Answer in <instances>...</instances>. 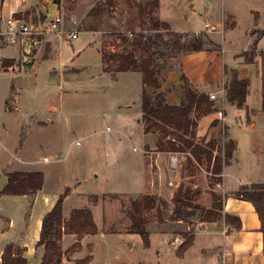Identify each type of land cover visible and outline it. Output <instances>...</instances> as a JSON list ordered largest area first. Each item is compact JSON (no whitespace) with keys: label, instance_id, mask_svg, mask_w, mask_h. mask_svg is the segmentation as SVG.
I'll return each mask as SVG.
<instances>
[{"label":"rangeland","instance_id":"1","mask_svg":"<svg viewBox=\"0 0 264 264\" xmlns=\"http://www.w3.org/2000/svg\"><path fill=\"white\" fill-rule=\"evenodd\" d=\"M90 1L91 3L87 0H61L60 13L67 24L77 21L80 30L90 32L83 33L76 41L64 43L67 51L65 65L68 69L77 70L73 72L72 81L63 80L60 77V65L50 61L45 67L38 68L36 76L27 75L23 81L17 83L14 80L10 83L15 87L6 102V112L10 111L12 116L18 117L8 120L3 116L0 121V192L7 184L4 175L9 171H40L45 175L46 182L42 191L34 195L0 197V251L3 250V241L9 240L12 235L11 230L9 231L12 221L19 226L33 213L35 223L56 199L63 197L64 221L70 219L74 210H89L92 212L97 232L91 235H75L63 231L62 264H213L217 259V247L220 250L228 247L229 237L224 239L222 235L201 233L193 245L192 258L186 263V260L174 253L165 234L177 233L184 243L192 242L198 233L196 226L201 220L199 214L187 218L184 228L179 229L175 226L178 220L173 216V201H169L168 195L159 196L150 185L144 188L143 153L134 151L135 148H145L144 154L149 151L142 131V125L145 131L142 74L127 72L113 77L115 75L102 70L99 50L102 54L103 51L122 52L128 46L123 42V37L130 35V32L134 35L155 33L149 12H140V4L144 5L153 0H115L116 7L107 8L93 23L87 18L91 10L90 4L94 7L105 0ZM176 3V8L172 10L173 20L169 21L172 29L177 32L189 29L192 22L195 32L182 33L187 38L207 35L211 39L213 36L217 44L223 46L212 52L215 54H207L205 61L191 66L190 74L193 76L190 77L193 83L203 81L195 84L199 90L210 91L213 82L219 83L221 78L214 77L217 69H220L222 56L227 65L231 61L236 65L242 61L241 57H234L237 48L246 46L244 49L247 50L241 53L247 65L245 67L256 65V69L252 68L246 103L255 126L252 127L253 123L246 124L245 110L230 109L227 110V126L219 125L220 136L207 143L197 138V142L203 146L212 142L214 156L221 154L224 158V148L230 142V128L232 138L239 139L240 159L242 157L244 168L240 179L246 181L245 179L251 177L255 181L253 183H264V142L254 162L247 158L251 151V142H255L257 138L255 132H264L261 83V75L264 76V40L258 46L255 44L264 39V15L261 16L258 27L249 31L250 20L253 19L250 8L257 7L262 11L264 0H177ZM223 12L236 21V26L229 32L227 28L232 20L220 24L223 26L225 38L216 33L204 32V24L207 21L212 23L213 16L214 19H221ZM27 15L28 21L33 20L34 10H28ZM153 17L163 20L159 9L155 10ZM160 32L165 40H170L168 32ZM12 48L11 55H15L16 51L13 50L16 47ZM156 50L167 52L165 57H155L154 64L161 72L159 77L162 88L170 86L167 88L173 90L169 95L170 101L176 102L183 88L181 80L178 79L181 76L183 54L174 53L165 42L161 47L156 46ZM194 65H197L196 68ZM236 72L243 78L242 70ZM228 73L224 86L231 79L232 72ZM3 78L11 82L12 75H2L0 79ZM149 94L154 95L155 90L150 88ZM221 108L225 109L224 104H217V112L211 115L218 118ZM236 118L241 121L240 125L233 123ZM48 119L53 120V128L49 132L35 130L38 126L44 127ZM159 139L162 137L158 133L155 135L156 145ZM166 142L168 141L165 139V144ZM33 147H36L33 149L36 150L34 153L31 150ZM27 148L29 152H26ZM165 148L168 146L165 145ZM3 164L7 167H2ZM186 164L189 170L186 174H191L192 177L185 179L183 186L192 188L197 185L193 189L201 192L199 199L192 205L202 208L209 206L213 201V193L224 198L223 192L214 191L218 189L219 177L213 173L212 166H208L207 162L198 165L195 160L192 161V166ZM145 195L155 196L161 202L159 211L153 210L147 214L149 244H145L143 238L136 233L133 217L134 203ZM42 203L47 204V209L43 208ZM145 215L143 212L141 217ZM35 225L38 226V223ZM22 226L24 224L19 227ZM19 230L20 228L16 233L17 238L23 236ZM160 231L164 233H159ZM34 238L35 236L33 240ZM200 246L204 247L205 252ZM43 250L41 249L42 252ZM26 256L29 257L28 264H37L35 255ZM229 259L233 263L232 256Z\"/></svg>","mask_w":264,"mask_h":264},{"label":"trees","instance_id":"2","mask_svg":"<svg viewBox=\"0 0 264 264\" xmlns=\"http://www.w3.org/2000/svg\"><path fill=\"white\" fill-rule=\"evenodd\" d=\"M58 6L61 0H52ZM4 0H0V15L2 12ZM159 0H153L146 4H140V12L148 11L150 21L152 22L153 34H138L123 37V42L128 46L122 52L112 51L107 53L103 51L102 61L105 66V72L112 75L127 72H140L143 77V94H142V114L145 121V133H158L162 139H159L156 145L160 152L187 153L191 157L181 164L189 163L195 160L198 165L207 162L212 166L215 175H221L226 166H229L236 149L235 142L230 141L224 148V158L221 154L214 156L212 151L213 143L207 146L197 142V129L200 121L215 112L217 104L210 99V94L198 91L185 77L181 75L183 84L181 102L178 105L168 103V97L171 94L170 89L161 90L160 77L161 72L155 68V57L167 56L166 50H156V46L161 47L164 42L176 54L183 56L191 53L202 51H214L219 49L217 44L207 35L196 38H187L184 34L174 32L168 23L155 19L153 14L159 9ZM115 0H105L100 5L94 6L88 13V17L93 21L101 17L107 8H115ZM15 18L21 19V14H16ZM36 21V20H34ZM161 30L170 34V40H165ZM257 45V42H255ZM166 47V46H165ZM221 48V47H220ZM244 57V55H240ZM158 61V60H157ZM251 63V62H250ZM240 73L234 71L231 79L226 84V97L230 105L237 109H243L247 103V97L250 86L249 78H241ZM264 84V81H263ZM155 90V94H149V89ZM264 109V101H263ZM165 139L166 144H165ZM165 145L168 148H165ZM188 166H186V169ZM190 169V168H189ZM189 171V170H188ZM7 175V184L0 192L2 196H28L34 195L44 187V174L40 171L29 173L11 172ZM200 193L191 188L179 186L173 197V216L176 220L191 218L197 213L202 222L224 221L227 225L240 229L242 222L239 218L223 213V201L221 196L212 194V206L202 208L192 205L197 200ZM234 196L238 199L251 203L261 222L260 231L263 234V257H264V184H252L244 187ZM161 202L155 196L145 195L140 201L134 203L133 214L136 233L140 235L145 244H149V233L147 231V214L153 210L159 211ZM64 198L60 197L55 206L48 212L43 220L40 231V238L37 243L38 247L44 249L40 264H62L63 251L61 245V236L63 231L69 234H95L97 226L94 222L92 212L89 210H74L68 221L63 218ZM145 212V216L141 214ZM140 214V215H139ZM139 215V216H138ZM2 264H28L25 257V249L14 244L6 246L1 256Z\"/></svg>","mask_w":264,"mask_h":264},{"label":"crops","instance_id":"3","mask_svg":"<svg viewBox=\"0 0 264 264\" xmlns=\"http://www.w3.org/2000/svg\"><path fill=\"white\" fill-rule=\"evenodd\" d=\"M87 1L91 3L90 0H87ZM176 2L177 0H160L159 10H160V16L163 19L161 21L168 23L170 27H171V24L169 21L173 20L172 10L176 8V5H177ZM90 6L92 9L93 6L91 4ZM256 8L255 9L250 8L251 14H253V19L250 20L249 31L258 27V25L261 22V16L263 17L264 15V9L260 11L258 8L257 9ZM30 9L34 10V19L33 20L30 19L31 21L37 20L39 18H45L46 16H53L57 14L58 12L60 13V6L55 4L52 0H4L2 12L0 15L1 30H4L6 20L11 17H15L16 14H21L22 15L21 19H23L24 21L31 22L30 20L28 21V15H27V11ZM221 16H222L221 19H214L215 17L213 16L212 23L223 25L225 22H227V20L229 19L232 20L230 27L227 28V32H229L230 29L236 26L235 18H233L232 16H226L224 12L221 13ZM87 18L90 23L94 22L88 16ZM257 20H259V23L257 22ZM192 25L193 23L191 22L188 26L189 29H185V30L183 29L178 32L179 33H190V32L194 33L195 26L192 27ZM171 30L174 32H177L174 29H172V27H171ZM86 33H90V32H86ZM224 38L225 36L223 37V39ZM211 39L217 44L213 36L211 37ZM262 40L264 39L257 41V46L258 44H260V41ZM65 42L67 41H62L54 35H50V36H47L46 38H43L34 48V60L32 64L28 67L27 70L21 71L15 67L16 61L18 60L19 55H20V48L16 45L14 46V45L9 44L5 40V38L3 39V37H0V70H1L0 78L2 75L4 76L12 75V79H13V80L10 79L11 82L9 81L7 82L5 78L0 79V121L4 117L8 118V120H12L13 118L15 119L16 117H18V116L16 117L12 116L13 114L10 111L6 112V105H7L6 102L11 97V94L15 87V85H11L10 83H12L14 80H16L18 83L20 81L25 80V77L27 75L36 76L38 72V68L40 66L45 67L50 61L51 62L53 61L55 64H59L60 67L62 68L60 70L62 73L60 77L63 80L72 81L73 72H76L77 70L68 69V66L65 65V55L67 54V51L65 50L66 48L64 45ZM217 45L220 46L221 48L223 47L221 44L220 45L217 44ZM12 47H16L15 50H13V51H16L15 55H11L12 54L11 49H14ZM244 48H246V46ZM244 48L242 49L237 48L234 52L235 53L234 57H241L240 56L241 53L247 50ZM6 51H11V52L4 53ZM212 52L213 51H202V52L191 53V54H187L183 56L182 61H181V74H180V75L182 74L185 75V77L189 80V82L198 91L206 92L210 95L218 94L220 90L224 87L225 79L229 75L228 72L240 71L242 70V68L247 66L246 62L244 61V57H241L242 61L238 65L234 64L233 61H231L230 65H227L224 61V57L222 56V63H221V66L219 67L220 69H217L215 73V77H214V78H218V77L221 78L219 83H217V81L213 82L211 85L210 91L199 90L195 84H199L200 82L202 83L203 81H200V82L195 81L193 83V80L190 77V75L193 76L192 74H190V68L194 63L205 61V59L207 58L206 57L207 54H215V52L214 53ZM221 53L223 52L221 51ZM99 56L101 60L102 70L104 71L105 66L102 61V52L100 50H99ZM196 66L197 65H194V68H196ZM248 66L250 69V74L248 78L250 79V83H251L252 68L254 67L256 69V65H248ZM120 74H124V73H120ZM257 74L259 76V73ZM55 75L57 76L58 74H55ZM116 76H113V77H116ZM180 78L181 76L178 79L181 80ZM261 79H262L261 83L263 87L262 97L264 101V84H263L264 76L261 75ZM169 87L170 86H166L162 89L165 90ZM249 91H250V86H249ZM171 93H173V90ZM248 95H249V92H248ZM181 97H182V93H180V96H177L176 102L170 101V98L168 97V103L171 105H178L181 102ZM216 104L222 105L220 101H216ZM224 106H225V111H226L227 116H228L227 110L237 109L235 106L230 105L227 102V100H225ZM53 110H56V109L53 108ZM238 110L246 111L247 113L246 124L253 123L251 120V116H250L251 112L247 104L245 105L243 109H238ZM262 110L264 113V109ZM7 115H10V116H7ZM209 116L204 117L200 121L198 125V129H197V138L200 140H204V142L206 143L208 141H211L212 138L214 139L220 136V127H219L220 124H219L218 118L216 117V115L214 116L209 115ZM236 119H239V118H236ZM40 121L41 120H39V122ZM52 123H53V120L48 119V123H45L44 127L38 126L37 128H35V130L40 131L41 133H47V131L49 132L53 128ZM240 123L241 121L239 120L238 124L240 125ZM254 126L255 125L253 123L252 127ZM0 131H1V127H0ZM142 131H143V137L145 139V146L146 145L149 146V151L146 152L147 155L143 154L144 161H145V165L143 166V176L145 179L144 188L150 185L151 188H153V191H156L157 193H159L158 194L159 196L168 195L169 201L171 202L173 200V197L178 187L181 185H184L183 184L184 180L190 179L192 176H190L191 174H186L188 173V170L186 169L187 164H182L180 168H177L176 170H173V171L169 170L168 169L170 165L169 156L157 150V147L155 144L156 143L155 135L146 134L144 131V125H142ZM9 132H11V129ZM255 135L257 136L256 141L251 142V148H250L251 151L247 156L250 162H254L257 156L256 154L259 152V148H261L264 142V132L256 131ZM0 136L2 137V134H0ZM228 138L230 139V141L235 142L236 149L234 151L233 158L231 160L230 165L226 166L223 170L224 176L219 177L218 179V182L221 183V188L214 190V191L216 193L223 192L225 194L224 201H223L224 215H230V216L239 218L242 222V226L240 229H237L233 226L226 225L224 220L218 221V222H211V223L202 222L201 220H199L197 222L196 228L198 229L197 231L203 229V232H201L202 234L198 232L196 237L192 239V242L187 241L186 243H184V240L181 237H179L177 233L165 234L166 236H168V239L170 240V245L173 247L174 253L178 255L180 258H182V260H186V263H188V259L192 258V249H193V245L195 243L197 236H199L200 234L201 235L212 234V235L219 236V235H222L221 232L224 229H227L228 234L225 237L223 236V238L225 239L229 237L227 238L229 240L228 247H223L222 250L226 249V251L229 252L230 257L232 256L233 264H264L263 234L260 231L261 222H260L259 216L254 206L251 203L238 199L234 196L235 193L239 192L244 187H249L252 184H264V183H253L255 181L253 179L251 180V177L250 178L248 177V179H245L246 181H242V179H240L242 177V172L244 168L241 163L242 157L240 159V151L238 147L239 139L232 138L230 128H228ZM0 146H1V142H0ZM41 146L42 144L39 145V147ZM36 147L31 148V150H33ZM143 150L145 151V148ZM29 151H30L29 148H27L26 152H29ZM34 152H36V150H33V153ZM5 166L3 164L2 167H5ZM0 173L2 172L0 171ZM8 173H11V172L9 171ZM4 174L5 173H3V175ZM6 174L4 176H6L5 178L7 182L8 178ZM169 180L174 181V183L176 184L174 188L168 186L167 183ZM194 187H197V185H193L191 189L194 190L193 189ZM198 192L200 193V196H201V192L200 191ZM58 200L59 198L56 199L53 205L50 206L48 209H47V204L42 203L43 208H46L47 210H46V213L44 212L45 214H43L40 218H37L36 222L34 221L35 223H38V226H36L37 224L35 225V223H33V213L30 214L28 220L26 219V221L22 223L24 224V227L23 226L19 227L22 224H19L18 226L17 222L15 223V221H12V224H10L9 226V231L11 230L12 235L9 240L3 241L4 242L3 250L0 251V263H1L2 253L5 250L6 246L9 244H14V245L17 244L20 247L25 249V257L28 259V262H29V257H27L26 255L33 254L35 255L36 261H38L37 264H40L44 250L42 247H38L37 243L40 238L42 220L44 216L52 210V208L55 206ZM211 206L212 204L204 208L209 209ZM185 220L186 219L178 220L177 222H175V226L179 229L184 228ZM18 228H20L23 234L21 238L16 237ZM159 233H164V232L160 231ZM33 236H35L34 238L35 240H33ZM200 248H203L202 250L205 252L203 246H200ZM41 249L43 250V252L41 251ZM222 250H220L219 247H217V255H216L217 259H216V262H214L213 264H220L219 255Z\"/></svg>","mask_w":264,"mask_h":264},{"label":"built area","instance_id":"4","mask_svg":"<svg viewBox=\"0 0 264 264\" xmlns=\"http://www.w3.org/2000/svg\"><path fill=\"white\" fill-rule=\"evenodd\" d=\"M70 26V27H69ZM205 31L207 33H216L222 36L225 35L223 26L220 24H214L211 22H206L204 24ZM86 32H83L79 29L78 22L73 21L72 24L68 25L65 17L62 13H57L53 16H46L45 18H39L36 21L26 22L23 19H17L11 17L6 20L4 30L0 28V37L5 38V40L11 44L16 45L20 48V55L16 61L15 67L21 71H25L32 64L34 60V48L36 45L47 36L54 35L58 39L67 42H73L79 39V37ZM132 36V34H130ZM225 50L223 49V52ZM219 95V96H218ZM226 89L225 86L220 90L218 94H211L210 99L212 101H220L222 105L226 100ZM220 105V106H222ZM219 113V124L222 127L227 126L229 120L226 111L224 108L220 109ZM233 123H239V119L233 120ZM134 151L145 153L144 150L135 148ZM169 156V170H176L181 166V163L186 160V157H191L187 153H172V152H163ZM180 165V166H179ZM224 174L218 175V177H223ZM168 185L170 187H175V183L172 180H169ZM217 188H221V183L217 182ZM198 232H203V229ZM222 236L228 234V230L224 229L221 232ZM230 254L226 249L222 250V253L219 255L220 264H233L230 261Z\"/></svg>","mask_w":264,"mask_h":264},{"label":"water","instance_id":"5","mask_svg":"<svg viewBox=\"0 0 264 264\" xmlns=\"http://www.w3.org/2000/svg\"><path fill=\"white\" fill-rule=\"evenodd\" d=\"M242 71H243L242 77L243 78H248L249 77V74H250V69L248 67H244V68H242Z\"/></svg>","mask_w":264,"mask_h":264}]
</instances>
